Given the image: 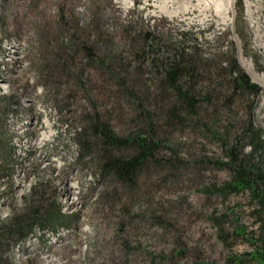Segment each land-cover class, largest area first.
I'll return each instance as SVG.
<instances>
[{
  "label": "rangeland",
  "instance_id": "374dc122",
  "mask_svg": "<svg viewBox=\"0 0 264 264\" xmlns=\"http://www.w3.org/2000/svg\"><path fill=\"white\" fill-rule=\"evenodd\" d=\"M232 44L263 89L206 110L250 152L251 133L264 137V0H0V264H260L264 208L249 188L223 191L233 174L217 162L227 159L217 138L168 126L151 105L183 163L148 162L127 186L101 173L100 144L77 134L95 110L121 135L135 129L130 90L162 94L152 57L196 46L214 57ZM65 49L75 59L62 69ZM207 154L210 163L192 162ZM34 209L29 235L2 236Z\"/></svg>",
  "mask_w": 264,
  "mask_h": 264
},
{
  "label": "trees",
  "instance_id": "16d2710c",
  "mask_svg": "<svg viewBox=\"0 0 264 264\" xmlns=\"http://www.w3.org/2000/svg\"><path fill=\"white\" fill-rule=\"evenodd\" d=\"M78 44L83 45L82 49L91 58H99L97 53L92 50L93 46L86 42ZM191 51L187 52L185 49L179 48L174 49L170 54H163L164 57H152L153 69L156 74L154 76L155 84L162 94L161 96L156 94L151 100L150 94L146 97V93L139 92L135 88L130 90L129 96L132 97L131 100L136 104V108L140 110V115L138 119H134L137 123L134 125L135 129L129 134L118 133L109 121L102 118L98 110L87 115L89 123L83 124L77 134L81 139L82 135L85 138L90 135L96 144H100L98 150L100 163L98 164L101 173L114 174L119 181L129 186L135 181L137 171L148 162L158 164L161 161L168 164L169 167L183 163L170 145L171 140L162 133L164 131L163 124L159 123L156 108L151 107L154 105L166 116V125L169 126L174 122L180 126L189 122L188 126L192 124L199 129V132L208 133L217 138L221 146L225 148L227 156V159L217 160V162L230 167L233 174L231 180L223 183L221 187L223 191L232 192L249 188L260 201L261 207L264 208V137L262 129L251 133L249 141L251 150L244 152L241 143L244 137L231 133L228 129L229 125H226L223 130L220 128L218 124L220 111L213 109L211 112H207L206 110L207 107H215L216 101L221 97L227 98L226 100H231L234 95L243 99L246 96L256 97L263 88L251 78L247 70L240 64L233 44L230 49L215 53L214 57L211 55V57L202 56V51L197 46ZM63 52L65 53H60L58 57L62 59H60L62 61L61 68L65 69L70 64L69 59H75V56H71L66 49ZM125 65L126 61L123 60L120 68ZM107 68L113 73L116 72L111 65H107ZM119 79L124 87L132 82L128 76H119ZM223 87L226 88L222 92ZM227 91H231L232 95L226 96L228 95ZM153 100L154 102L151 103ZM165 102L169 104L166 106L160 104ZM90 143V139H88L82 141L81 146L86 148ZM164 149H172L175 157H159L160 151ZM203 151L205 152V150ZM208 155H203L199 159H195V156L192 158V162L195 164L210 163L212 159ZM56 212H61L60 206L57 207ZM40 220L38 211L34 209L32 213L29 212L14 219L7 226L6 231L2 232V236L9 239L24 238L29 235ZM240 230L244 231L245 228L241 226L237 231L241 232ZM252 255L260 264H264V248H256Z\"/></svg>",
  "mask_w": 264,
  "mask_h": 264
},
{
  "label": "bare ground",
  "instance_id": "6f19581e",
  "mask_svg": "<svg viewBox=\"0 0 264 264\" xmlns=\"http://www.w3.org/2000/svg\"><path fill=\"white\" fill-rule=\"evenodd\" d=\"M250 74H251V73H250ZM251 76L253 77L254 80H257L256 77H255L253 74H251ZM257 81H258V80H257ZM263 84H264V83H263Z\"/></svg>",
  "mask_w": 264,
  "mask_h": 264
}]
</instances>
